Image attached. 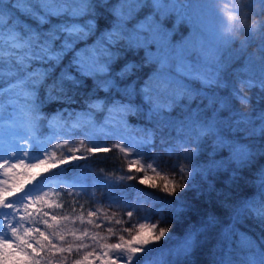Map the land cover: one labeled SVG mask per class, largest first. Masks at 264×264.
<instances>
[{"label":"snow or ice","instance_id":"1","mask_svg":"<svg viewBox=\"0 0 264 264\" xmlns=\"http://www.w3.org/2000/svg\"><path fill=\"white\" fill-rule=\"evenodd\" d=\"M218 2L213 0V4ZM260 2L264 5V0ZM191 8L186 0H0V114L6 106L26 114L24 121L10 126L19 150L12 148L0 155L4 161L0 169L7 164L5 175L13 173L10 183L0 181V208L8 210L0 211V264H56L58 257L74 251L79 254L81 249L88 251L73 264H133L138 256L148 257L149 246L166 236V243L172 242L166 249L171 259L146 258L144 264H189L202 236L219 223L214 213L220 208L229 224L220 231L218 247L223 255L214 264H264V251H258L256 243L236 227L249 221L264 230V108L254 113L236 111L231 103L237 98L246 104V90L257 84L264 90V64L258 72L248 67L237 73V83L227 80L223 48L230 37L224 31L210 49L191 45L198 59L187 56L189 46L173 42L167 21L175 16L178 22L191 24L192 33L205 32ZM257 30L264 39V15L249 29L250 34ZM142 69L147 78L140 85L125 83ZM225 90H229L227 94ZM81 92L88 111L69 112L65 119L75 121L72 127H95L94 110L102 107L104 127L113 126L124 141L117 145L121 151L140 155L143 146L154 145L155 137L169 130L171 142L161 136L168 150L181 153L186 164L200 156L202 162L192 169L180 168L176 177L162 174L151 163L147 168L152 175L137 166L135 172L145 173L143 177H129L153 189L162 187L165 194L180 200L177 189L181 194L189 188L197 189L195 196L199 193L198 185L188 180L189 174L193 178L199 175L206 184L205 195L186 206V215L195 221L187 232L173 240L168 227L142 222L119 230L108 227V236H117V242L108 243L99 232L68 230L64 222L71 218L56 213L62 205L51 198L54 193L41 187L45 181L26 189L41 172L86 159L78 155L81 146L89 154L112 151L106 144L93 142L86 131L78 141L57 133L53 121L48 144L62 137L68 154L57 156L43 146L38 157L25 162L27 145L35 143L40 105L45 101L71 103ZM176 110L178 115L173 116ZM129 116L142 123L129 124ZM13 157L19 162H12ZM139 164L133 160L129 170ZM77 184L78 180L69 181L72 187ZM18 194V199H10ZM204 199L212 200L213 212L201 219ZM126 215L131 219L134 211L129 208ZM87 216L88 225H93L92 217L98 211L90 210ZM113 222L125 223L118 218ZM41 224L50 231L41 230ZM94 226L103 227L101 223ZM118 232L127 233V238ZM66 235L78 243L66 240ZM98 243L102 245L99 253ZM260 243L264 245V237Z\"/></svg>","mask_w":264,"mask_h":264},{"label":"rangeland","instance_id":"2","mask_svg":"<svg viewBox=\"0 0 264 264\" xmlns=\"http://www.w3.org/2000/svg\"><path fill=\"white\" fill-rule=\"evenodd\" d=\"M248 2H250L251 8L258 6L261 3L260 0H219L216 4H213V0H186V3L192 6L191 10L195 13L198 20L206 27L205 32L196 30L192 33L191 29L190 32L180 40V42L183 41L182 44L184 46H189L186 55L198 59L199 57L191 48V45L200 44L205 49H210L215 46V43H218V34L221 31H224L231 39L234 34L239 31L240 25L244 20L240 16L241 9L243 8L242 5H245ZM177 46L180 47L181 45L178 44ZM255 66L256 67L253 71L258 72L260 65L256 64ZM41 93L39 95L43 100L45 93L43 92V96V93ZM86 111H88V109L85 102L76 103L73 101L65 104L61 109L47 114L44 111L43 104H41L39 119L35 124L37 131L33 133L35 143L37 144L32 143L27 145L29 156L24 158L25 162L27 163L32 160L33 156L38 157L42 152L43 146H48L49 152L55 151L57 156L68 154L63 145L62 137L57 140H52V143L48 144V140L53 132V127H50V125H53L54 121L53 126L57 133H62L64 136H73L78 141L84 138L83 134L86 131L93 142L106 144L111 147L112 150L116 151L124 160L125 170L122 174L117 176L104 174L93 167L82 165L81 163L72 170L65 168L67 165H77V163L82 161L77 160L66 165H61L57 169H50L47 172H41L37 177V180L32 182L29 186L32 187L34 184L43 180L45 183L41 185V187L44 191L52 192L54 189H62L67 193L83 195L89 200V202L91 201V204H89L86 211V215L81 216L83 217V220L79 219L80 216H68L71 218L70 221L64 222L67 225L68 230L77 231V234H79L80 230L88 229L89 232H99L102 237H107L108 243H113L117 242V236H108L106 231L108 227H113L114 230H119L121 228L131 227L133 224H137L138 226V223L142 222H156L160 226H165L167 214L166 208L162 204L161 197L164 195H171L165 194L162 187L159 189H153L149 185H140L137 179H129V177H143L145 173L135 172V167L137 166L145 167L146 173L152 175L153 173L151 170L147 168V165L150 163L153 164V166L158 165V170H160L162 174L176 177L177 171L180 168L192 169L195 166L193 162L186 164L181 153L168 150V143L162 142L161 140V136H163L164 141L171 142L167 130L155 137L156 142L154 145L143 146L140 149V155H136L135 152L129 154L128 152L121 151L117 145H123L124 141L119 139V135L113 126L109 125L104 127V117L106 113L103 111L102 107L94 110L92 124H94L95 127L91 125L72 127V125L75 124V121H67L65 119L69 112L83 113ZM25 119L26 114L22 110H14L10 106H6L4 113L0 114V124L3 123L4 125L3 129L0 128V155L8 153L9 149L12 148H17V150H19L16 141L13 138L14 129L10 126L13 123H19ZM128 123L137 124L142 123V121H139L135 116H129ZM88 143L89 141L85 140V144ZM81 149L82 151L81 153H78V155L83 154L86 157L92 155L87 153L84 146H81ZM180 159H182V161ZM133 160H139L140 164L133 165L132 170H129V164L132 163ZM12 162L18 163L19 161L13 157ZM0 163H4V161L0 160ZM6 169L7 164L5 165V169H0V181H8L10 183L13 178V173L9 172L5 175ZM57 173H59L58 177L56 175ZM198 176L199 175H196L195 178H193L192 175L189 174L188 180L197 184L201 191L206 188V184ZM48 177H54V179L49 180L47 179ZM73 179L79 181V184L75 187L69 185V181ZM48 185H52V187H48ZM3 186L7 187V184ZM195 193H197V189L189 188L185 190L183 194H181L180 189H177L176 195L191 198ZM15 199H18V197ZM129 208L134 211V215L131 219L126 215ZM90 210L98 211V216L92 217V219L94 224L101 223L103 225L102 228H95L94 224L88 225L87 221L89 217L87 216V212ZM0 211L8 210L2 208ZM20 215H23V211H21ZM145 217L148 219L146 220ZM15 218L18 219L19 217L16 216ZM117 218L125 221V223L122 225L114 224L113 221ZM13 223H15V220H13ZM43 227V230H48L46 229V226L43 225ZM118 234H124L127 238V233L118 232ZM85 239L91 243L90 238L86 237ZM66 240L73 241L74 244L78 243V241H75L74 237L71 235H66ZM157 245L158 244H152L149 247L152 249ZM95 247L96 251L99 253L102 245L98 243ZM87 251V249H81L79 254L75 253V251L73 253H65L57 258L56 264H73L75 259H83V255H85ZM154 257L157 256H153L150 253L148 254V257L138 256L134 258L133 264H144L146 258ZM97 264H99V261H97Z\"/></svg>","mask_w":264,"mask_h":264},{"label":"trees","instance_id":"3","mask_svg":"<svg viewBox=\"0 0 264 264\" xmlns=\"http://www.w3.org/2000/svg\"><path fill=\"white\" fill-rule=\"evenodd\" d=\"M242 7L243 8L241 9L240 16L244 20L240 25L239 31L234 34V36L229 40L223 50V58L228 62V68L225 73V78L233 83H237V73H243V70L248 67H252V69H254L256 67V64H264V39L261 38L258 30L252 34H250L249 31L250 27L253 25H257L261 16L264 15V5L260 3L258 6L251 8L250 2H248L245 5H242ZM167 25L169 27V30L172 32V39L175 43H179L180 40L192 29L191 24L187 22H178L175 16L171 17L167 21ZM127 59L132 60L133 57H127ZM136 59H138V57ZM249 61H251V65L249 64ZM146 78L147 77L145 75V70L142 69L140 71H135L134 74L128 76L125 83L135 84L138 86ZM88 86L89 88L91 87V82H89ZM228 91L229 90H225V94H227ZM245 94L248 97V102L246 104L241 103V101L237 98H233L231 100L234 110L254 113L255 111L264 108V90H262L258 84L251 89H247ZM43 95L44 93L42 94V96ZM99 95L102 99L104 94L100 93ZM84 100L85 97L83 92L75 96L73 99V101L76 103L84 102ZM67 103L68 102L66 101H45L43 103V108L44 111L48 114V112L50 113L56 111V109H61ZM49 107L51 110L49 109ZM177 115L178 110L173 112V116ZM167 120L170 121L171 118H167ZM167 132L169 133V130H167ZM171 135L172 137H175L174 132H172ZM92 155H90L86 159H83L82 161L77 163V165L70 164L65 166V168L72 170L81 163L82 165H88L104 174L112 176L120 175L125 170L124 160L122 156H120L114 150L107 153H94ZM113 159H115V162L117 164L112 162L114 161ZM110 161L111 163H109ZM192 162L194 165H196L197 162L200 163L202 161L200 159V156H197V158ZM112 163L114 164L112 165ZM220 183L223 184L224 181L221 180ZM29 185H26V189L30 187ZM56 192L57 189H54L52 191V193H54L52 199L55 200L56 203L62 205L61 208L55 209L58 215L70 217H81L86 215V211L90 203L85 196L77 195L74 193H67L62 189H58V195L55 194ZM203 195H205L204 189L199 191L196 196L194 195L195 197L193 196L191 198L182 195H176L178 197H181L180 200H176V198L173 196L165 197L164 195L161 197L162 204L166 208L167 214L165 226L169 228V234L173 237V240L193 227L195 221H193L190 216L186 215V206L187 204L191 203L194 198L200 199ZM18 196L19 194L17 195V197ZM17 197H12L10 199H15ZM202 203L204 207H202L201 209V219L204 218L205 214L213 212L212 200L204 199ZM182 207L184 209L183 211H177V209H180ZM1 209L2 208H0V210ZM45 210L47 209L45 208ZM214 214L217 216L219 223L202 236L199 245L195 248L192 256L190 257L189 264H214V261L218 262L220 257L223 255V249L218 247V241L220 239V231L229 224V218L223 208L215 211ZM39 226L41 227V230L44 229L42 224ZM236 227L238 231L245 233L250 240L256 243L258 251H264V245H261L260 243L261 237H264V230H262L255 222L246 221L241 225H237ZM167 240L168 237L166 236L157 246L152 248L150 254L153 256L156 255L157 257H165L167 259H171L170 257H167L166 249L171 246L172 242L166 243ZM233 256L234 258H237V253L234 252Z\"/></svg>","mask_w":264,"mask_h":264},{"label":"bare ground","instance_id":"4","mask_svg":"<svg viewBox=\"0 0 264 264\" xmlns=\"http://www.w3.org/2000/svg\"><path fill=\"white\" fill-rule=\"evenodd\" d=\"M129 84V83H128ZM42 94V93H41ZM51 104V103H50ZM59 105V104H58ZM49 106V105H48ZM61 106V105H60ZM47 107V106H46ZM54 107V106H53ZM55 107H56V105H55ZM61 108V107H60ZM49 109H50V107H49ZM51 110V109H50ZM56 110H58V109H56ZM64 111V110H63ZM49 113V112H48ZM169 121V120H168ZM171 121V120H170ZM156 142V141H155ZM93 156V155H92ZM118 159V158H117ZM114 161H112V162H114V163H116L115 162V159H113ZM181 160V159H180ZM89 161V160H88ZM182 161V160H181ZM180 161V162H181ZM109 163H111V161L109 162ZM114 163H112V165L114 164ZM174 163V162H173ZM198 163V162H197ZM117 164V163H116ZM121 164H123V163H121ZM102 166V165H101ZM109 167V166H108ZM116 168V167H115ZM101 169V168H100ZM177 169V168H176ZM113 170V169H112ZM115 170V169H114ZM66 171V170H65ZM110 171V170H109ZM74 172V171H73ZM69 173V172H68ZM67 173V174H68ZM72 173V172H71ZM199 177V176H198ZM198 180V179H197ZM92 182V181H91ZM92 184V183H91ZM97 186V185H96ZM138 188V187H137ZM200 189V188H199ZM151 193V192H150ZM158 195H160V194H158ZM155 196H156V194H155ZM154 197V196H153ZM166 197V196H165ZM164 199V198H163ZM90 204H91V202H89ZM162 206V205H161ZM155 212V211H154ZM103 222V221H102Z\"/></svg>","mask_w":264,"mask_h":264}]
</instances>
